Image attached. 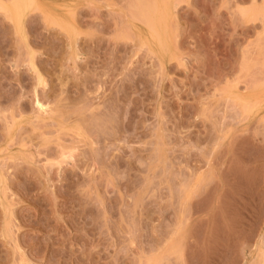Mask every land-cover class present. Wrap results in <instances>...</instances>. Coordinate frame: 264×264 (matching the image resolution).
Segmentation results:
<instances>
[{"label": "rangeland", "instance_id": "374dc122", "mask_svg": "<svg viewBox=\"0 0 264 264\" xmlns=\"http://www.w3.org/2000/svg\"><path fill=\"white\" fill-rule=\"evenodd\" d=\"M261 4L0 0V264H264Z\"/></svg>", "mask_w": 264, "mask_h": 264}, {"label": "snow or ice", "instance_id": "6c2138e0", "mask_svg": "<svg viewBox=\"0 0 264 264\" xmlns=\"http://www.w3.org/2000/svg\"><path fill=\"white\" fill-rule=\"evenodd\" d=\"M28 8H32V9H35L36 11H40V5H38L37 3L35 2H32V3H29L26 5ZM85 7H89V8H99L101 7L102 5L101 4H98V3H87L84 5ZM107 7L109 8H112L114 7V5H111V4H108L106 5ZM260 8L262 10H264V4H261L260 5ZM45 20L47 22V17H45ZM262 23H264V21H262ZM258 38H259V41H260V45H261V57L262 59H264V30L260 31L258 33ZM127 39L131 40L132 38L131 37H127ZM261 68H262V71H264V63L261 64ZM260 106L261 107H264V98H262L261 100V103H260ZM5 163H7V159H5ZM8 207L5 206V215L7 216V213H8ZM8 228H9V225L7 223V219L5 220V225H4V234H5V237L7 238L8 236ZM260 246L261 247H264V234L261 235V238H260Z\"/></svg>", "mask_w": 264, "mask_h": 264}, {"label": "clouds", "instance_id": "9594fccd", "mask_svg": "<svg viewBox=\"0 0 264 264\" xmlns=\"http://www.w3.org/2000/svg\"><path fill=\"white\" fill-rule=\"evenodd\" d=\"M260 248H261V252H262V254H264V247H261V246H260Z\"/></svg>", "mask_w": 264, "mask_h": 264}, {"label": "bare ground", "instance_id": "6f19581e", "mask_svg": "<svg viewBox=\"0 0 264 264\" xmlns=\"http://www.w3.org/2000/svg\"><path fill=\"white\" fill-rule=\"evenodd\" d=\"M23 2H24V1H23ZM27 2H28V1H27ZM29 3H30V1H29ZM19 7H20V6H19ZM19 7H18L17 9H18V10H21L22 8L20 9ZM23 11H24V10H23ZM17 12H18V11H17ZM12 13H13V12H12ZM20 15H21V14H20ZM20 15H19V16H20Z\"/></svg>", "mask_w": 264, "mask_h": 264}]
</instances>
